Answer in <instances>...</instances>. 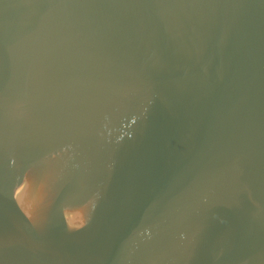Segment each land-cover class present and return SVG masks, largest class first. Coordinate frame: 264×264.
Wrapping results in <instances>:
<instances>
[{
    "label": "water",
    "instance_id": "water-1",
    "mask_svg": "<svg viewBox=\"0 0 264 264\" xmlns=\"http://www.w3.org/2000/svg\"><path fill=\"white\" fill-rule=\"evenodd\" d=\"M0 264H264V0H0Z\"/></svg>",
    "mask_w": 264,
    "mask_h": 264
}]
</instances>
